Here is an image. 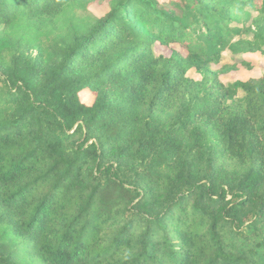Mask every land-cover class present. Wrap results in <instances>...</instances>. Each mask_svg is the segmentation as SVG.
I'll return each mask as SVG.
<instances>
[{"label": "trees", "instance_id": "obj_1", "mask_svg": "<svg viewBox=\"0 0 264 264\" xmlns=\"http://www.w3.org/2000/svg\"><path fill=\"white\" fill-rule=\"evenodd\" d=\"M225 51L264 0H0V264H264V69Z\"/></svg>", "mask_w": 264, "mask_h": 264}, {"label": "rangeland", "instance_id": "obj_2", "mask_svg": "<svg viewBox=\"0 0 264 264\" xmlns=\"http://www.w3.org/2000/svg\"><path fill=\"white\" fill-rule=\"evenodd\" d=\"M160 1H166V0H160ZM106 8V4L103 5H92L90 9L97 15L102 14L104 9ZM155 51L156 53H164L165 55H169L170 49H178L180 52L185 54V50L182 49L177 44H172L170 47H164L159 44L155 45ZM243 61V62H241ZM244 62H248V66L244 64ZM225 64L232 65L235 64L234 68L221 75V80L223 83H230L235 80H247L252 77L260 76L263 73L264 69V54L260 52L255 53H247V54H241L238 57H233L229 51H225L223 53L222 59L217 63L213 64L212 67L214 69L221 68ZM187 75L191 78L198 79L200 78L199 75L194 71V69H191L188 71ZM81 100L85 103H91L93 100V94L89 90H83L80 93Z\"/></svg>", "mask_w": 264, "mask_h": 264}]
</instances>
